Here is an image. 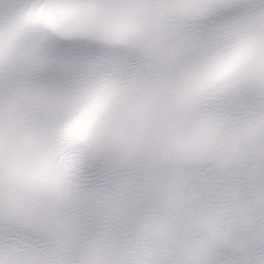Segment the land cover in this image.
Masks as SVG:
<instances>
[{
  "label": "snow or ice",
  "instance_id": "6c2138e0",
  "mask_svg": "<svg viewBox=\"0 0 264 264\" xmlns=\"http://www.w3.org/2000/svg\"><path fill=\"white\" fill-rule=\"evenodd\" d=\"M0 264H264V0H0Z\"/></svg>",
  "mask_w": 264,
  "mask_h": 264
}]
</instances>
